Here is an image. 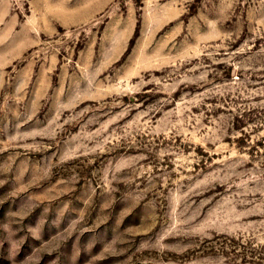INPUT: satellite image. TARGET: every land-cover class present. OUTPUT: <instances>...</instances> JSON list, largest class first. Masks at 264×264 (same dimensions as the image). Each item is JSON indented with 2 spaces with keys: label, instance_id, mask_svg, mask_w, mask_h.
<instances>
[{
  "label": "rangeland",
  "instance_id": "374dc122",
  "mask_svg": "<svg viewBox=\"0 0 264 264\" xmlns=\"http://www.w3.org/2000/svg\"><path fill=\"white\" fill-rule=\"evenodd\" d=\"M0 264H264V0H0Z\"/></svg>",
  "mask_w": 264,
  "mask_h": 264
},
{
  "label": "crops",
  "instance_id": "0c3cea01",
  "mask_svg": "<svg viewBox=\"0 0 264 264\" xmlns=\"http://www.w3.org/2000/svg\"><path fill=\"white\" fill-rule=\"evenodd\" d=\"M112 0H79L77 3L70 4L69 0H55V22L69 25L81 19H92L94 16L101 14ZM131 20L129 19V22ZM132 24L128 28H120L116 35L121 38L130 36ZM124 40V39H123ZM127 42L118 43L112 52L105 53L106 59H115L116 54L125 51ZM114 54V55H113Z\"/></svg>",
  "mask_w": 264,
  "mask_h": 264
}]
</instances>
